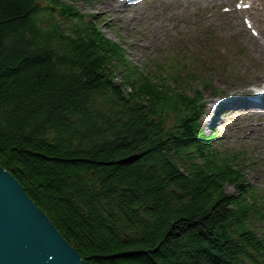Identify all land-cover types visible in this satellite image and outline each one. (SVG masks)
I'll list each match as a JSON object with an SVG mask.
<instances>
[{"label": "trees", "instance_id": "16d2710c", "mask_svg": "<svg viewBox=\"0 0 264 264\" xmlns=\"http://www.w3.org/2000/svg\"><path fill=\"white\" fill-rule=\"evenodd\" d=\"M38 1L0 0V166L85 264H264L245 223L257 208L224 192L240 174L198 164L176 125L185 98L113 84L119 56L58 29L60 0Z\"/></svg>", "mask_w": 264, "mask_h": 264}, {"label": "rangeland", "instance_id": "374dc122", "mask_svg": "<svg viewBox=\"0 0 264 264\" xmlns=\"http://www.w3.org/2000/svg\"><path fill=\"white\" fill-rule=\"evenodd\" d=\"M99 0H75L79 9L85 14H92L100 17L99 11L102 9L100 3H105L107 5L114 0H103L104 2H98ZM104 4V5H105ZM106 6V5H105ZM195 20L198 19L197 16L193 17ZM103 21V20H101ZM104 31L109 38L118 41L122 44L130 60L139 66L142 70L152 72L155 64L162 63L167 58H171L175 53L188 52L189 50H194L195 55L201 59L205 65L196 76L193 81L194 87H201V82L208 78L212 82V86L208 90H205V107L202 113L201 126L203 130L209 135L212 133H217L219 146L223 149L242 151L246 150L249 155L244 161L241 162L243 166L247 169V180L254 186L261 187L264 192V129H256L251 132V134H243L239 131V126H244L245 122L239 119H233V117L226 113L228 109H231V104L222 106V109L212 116L214 119L213 125L207 124V116L211 113L210 102L215 100L221 103L230 102V99H236V97L242 100L243 93L242 90L246 88V84L243 81L245 77V71L242 68L243 61L247 57V51H244L239 55V60L234 64H230L229 60L235 61L236 51L232 44V41L238 43L235 39H230L229 37H224V33L221 30L213 29H203L198 24H195L193 29L186 34L179 33L178 31H171L174 35L172 38L164 37L162 43L159 45H151L146 50L137 48L134 45V41L138 36V31L132 28H125L124 24L117 25L116 22L104 21ZM143 34L142 37H144ZM219 45V46H218ZM221 46V47H220ZM210 47V49H209ZM227 52L226 58L221 55L220 51ZM211 50L212 56L210 61H208L205 53ZM245 50V49H244ZM229 63L227 66L226 64ZM202 62V64H203ZM220 64H224V67ZM237 65V66H236ZM210 66L216 69V73L208 71L206 68ZM230 69H235L231 77H229L228 71ZM237 76V77H236ZM240 76L241 81L235 83V78ZM264 119L260 118L262 121ZM239 120V124H235ZM252 119L250 118L247 125L249 126ZM243 128V127H242ZM245 129V128H244ZM113 206V213H117ZM113 214V215H115Z\"/></svg>", "mask_w": 264, "mask_h": 264}, {"label": "water", "instance_id": "95a60500", "mask_svg": "<svg viewBox=\"0 0 264 264\" xmlns=\"http://www.w3.org/2000/svg\"><path fill=\"white\" fill-rule=\"evenodd\" d=\"M0 264H85L18 180L1 166Z\"/></svg>", "mask_w": 264, "mask_h": 264}, {"label": "bare ground", "instance_id": "6f19581e", "mask_svg": "<svg viewBox=\"0 0 264 264\" xmlns=\"http://www.w3.org/2000/svg\"><path fill=\"white\" fill-rule=\"evenodd\" d=\"M214 0H189L188 2H185V6H187L188 8H191V2H193V3H196V2H213ZM216 1V0H215ZM218 2H221V1H226V0H217ZM160 2H163V3H169L170 1L169 0H160ZM227 2V1H226ZM136 5H138V4H136ZM135 5V6H136ZM120 8H123V10H122V12H116V14H115V18H118V19H120V18H122V15L123 16H126L127 14H124L125 13V9H126V6H124V5H118ZM156 7V5H153V8H155ZM192 9V8H191ZM178 12H180L181 13V15H180V18L179 19H181V20H183V17H182V15H184V14H187V12H181V11H178ZM105 14H107V12L105 13ZM132 20H134V21H136V22H139V23H143V24H145V27H146V30L148 31V34L146 35V37H145V41H142V40H140V41H137L136 42V46H140V45H142V46H150V44L152 45L153 43H162L163 42V40H164V34L163 33H167L168 31H169V29L166 31V32H164L162 29L165 27V18L164 17H161L160 15H159V13L158 12H153V13H151V15H149V14H140V15H135V14H132V15H130L129 16ZM157 18H160V20H161V22L160 23H158L157 21H156V19ZM211 20V18L210 17H208V16H206V17H204V20ZM199 22H200V20H199ZM258 62H264L263 61V59H261L259 56H258ZM256 74V73H255ZM257 75V74H256ZM256 78H257V80L260 78V75H258V76H256ZM212 111L215 109V108H217L214 112H213V114L214 113H216L217 112V110H219V108L220 107H222V105L224 104V103H221V102H217V101H212ZM234 105V104H233ZM238 109V108H237ZM244 112V109H243V107H239V109L238 110H233L232 111V114L233 115H235V116H237V115H240V114H242ZM231 113V112H230ZM209 123H210V120L209 119H207V124L209 125ZM7 171V170H6ZM8 172V171H7Z\"/></svg>", "mask_w": 264, "mask_h": 264}]
</instances>
